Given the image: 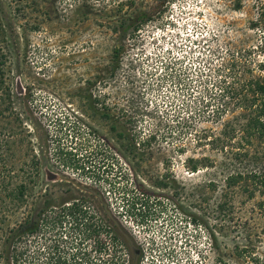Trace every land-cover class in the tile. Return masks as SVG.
<instances>
[{"label":"rangeland","instance_id":"1","mask_svg":"<svg viewBox=\"0 0 264 264\" xmlns=\"http://www.w3.org/2000/svg\"><path fill=\"white\" fill-rule=\"evenodd\" d=\"M260 13L264 0H0V234L26 205L57 204L72 189L124 262L130 241L117 223L142 247L141 264H252L247 236L264 264L261 195L248 198L239 182L217 205L224 176L252 165L240 110L213 115L232 55L253 57ZM226 120L224 158L197 141ZM45 166L57 181H45ZM188 246L205 259L194 247L185 260Z\"/></svg>","mask_w":264,"mask_h":264},{"label":"trees","instance_id":"2","mask_svg":"<svg viewBox=\"0 0 264 264\" xmlns=\"http://www.w3.org/2000/svg\"><path fill=\"white\" fill-rule=\"evenodd\" d=\"M252 25L254 28L261 26L259 42L246 53V56L253 53V57H246V61H242L232 55L231 63L225 68L230 71V79L225 76L219 80L222 83L218 93L221 107L217 106L213 114L216 118L222 117L232 109L231 106L240 110L239 122L244 133L241 143L243 148L248 145L244 156L250 159L252 165L242 172L224 176L223 190L217 203L220 207L225 202L227 189L242 182V191L245 195L247 193L248 198H254L256 193L261 195L258 206L264 209V13H260ZM3 42L4 30L0 21V84L3 82L6 63ZM209 105V101L204 104L205 107ZM231 126L229 120L223 121L217 134L203 132L197 142H207L211 150L227 158L230 153ZM201 160L195 161L200 166H209L212 162ZM79 166L84 171V164ZM198 166L195 163L190 169L195 171ZM16 192L10 194L11 202L14 196L19 199L25 195V185H20ZM11 206L18 207L16 204ZM26 206L29 208L26 215L12 225L6 224L0 234V264H141L142 247L136 245L132 236L117 223L120 237L129 240L131 247L127 261L120 260L118 251L114 249L117 238L113 236L112 243L100 238L108 230L98 217V211H89L85 202L74 198L72 189H65L64 197L57 204L50 196ZM86 242L89 244L85 247ZM248 247L247 236L246 253L252 264H260L259 256L251 253Z\"/></svg>","mask_w":264,"mask_h":264},{"label":"flooded vegetation","instance_id":"3","mask_svg":"<svg viewBox=\"0 0 264 264\" xmlns=\"http://www.w3.org/2000/svg\"><path fill=\"white\" fill-rule=\"evenodd\" d=\"M188 236V235H187ZM200 236V235H199ZM186 237V236H185ZM200 238V237H199ZM209 239H210V245H212L213 247H212V249L213 250H215V248H214V242L212 241V236H211V234H210V237H209ZM185 240H186V238H184V242H185ZM181 245H183V244H185V243H180ZM195 244V243H194ZM173 247H175V245H172ZM173 247H172V249H173ZM186 246H184L183 248H185ZM189 247V250H187V249H185L184 251H182V253H183V255L185 256L184 258H185V260H187L189 257H188V254H189V256H191V254H192V252L194 251V247H195V250H196V253L198 254V257L199 258H201L200 260H203V259H205L204 258V252H203V250L199 247V248H197L196 246H188ZM204 247V246H203ZM164 252H165V257H164V260L166 261V262H169V260L170 259H173L174 258V256H173V253H174V250L172 251L171 250V247L169 246L167 249H164ZM187 253V254H186ZM177 261V260H176ZM176 264H180V261L178 262V263H176ZM185 264H188L187 263V261L185 262Z\"/></svg>","mask_w":264,"mask_h":264},{"label":"water","instance_id":"4","mask_svg":"<svg viewBox=\"0 0 264 264\" xmlns=\"http://www.w3.org/2000/svg\"><path fill=\"white\" fill-rule=\"evenodd\" d=\"M43 171H44V179L46 182H55L59 179V175L56 172L52 171L47 166L43 168Z\"/></svg>","mask_w":264,"mask_h":264}]
</instances>
